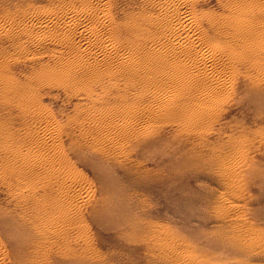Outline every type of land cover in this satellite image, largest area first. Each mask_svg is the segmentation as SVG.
<instances>
[{
    "label": "bare ground",
    "instance_id": "obj_1",
    "mask_svg": "<svg viewBox=\"0 0 264 264\" xmlns=\"http://www.w3.org/2000/svg\"><path fill=\"white\" fill-rule=\"evenodd\" d=\"M96 1L97 5L93 7L71 5L69 9L58 12L60 14L55 13L56 18H54V28L52 29H48L46 24L47 29L44 27L41 31L39 27L36 30L34 25H22L23 22H12V24L9 23V26L5 24L7 27L0 25V35L3 34L6 39L12 41L13 52H16L19 57L25 55L32 59L39 58L44 50L48 49L50 53H54L51 65L40 61L36 67L31 66L28 72L24 71L23 74L17 75L14 66H12L13 59L11 58L13 56L4 57V51L7 50L0 51V186L7 196V200L3 204L0 203V264H98L94 262L95 260L91 261V256L97 254L93 247V238L86 230L89 229V227L86 228L88 219L91 223L101 222L107 227L117 230L124 238L127 236L142 241L146 240L143 244L145 243L151 252H154V247H156L158 256L165 257L166 260L168 257L170 258L172 256L170 252L175 250H172L168 233H165L164 230L157 231L150 224L152 222L142 221L133 214L122 215L124 212L123 203L115 191L118 185H114L115 182H109L110 169L113 162L118 159L119 148L122 147L121 142L125 140L131 141L133 144L145 139L146 132H149L151 128L148 127L149 130H146L144 129L146 125L143 129L141 124L138 126L143 117L150 120L156 119L162 114L163 117L164 115L170 118L175 117L179 122L189 118L187 116L197 120L209 119L211 114L216 112V109L212 108L216 106L214 102L221 94L233 93L234 97L240 94L236 96L238 100L243 98L253 103L247 84L258 87L260 83H264V72L260 69L262 65L264 66L262 64L264 63V3L261 0H221V3L223 1V11L219 10L221 12L199 9L198 0H146L153 8L154 13L139 12L140 20L132 19V17L129 29H123L112 15L114 10L112 9V12L108 9L109 6L105 7V4H111L112 0ZM85 2L91 3L89 0ZM86 14L89 17H86L87 20L89 19L88 22H84L85 20L82 18ZM52 15L54 16V14H48L47 17L52 20ZM42 17L41 15V18L38 17L37 20L40 25L46 23ZM129 20L125 22L128 23ZM126 23H122V25L124 26ZM152 25L155 31L152 30ZM122 30L125 33H122ZM124 34H130L133 37L124 39L125 43L122 44L123 41L120 42L119 39ZM141 35L144 38L138 41V37ZM44 40L52 41L53 45L51 47L46 45L48 49H42L45 45L42 42ZM29 43L37 44L43 51L35 49L30 51ZM15 57L17 58V56ZM111 71L137 76L142 81L143 79L144 81L151 80L157 76V83L160 80L165 84L166 82L171 83V86L174 83H179L181 86L180 89L175 86L174 88L178 90L173 88L172 93L170 91L169 93H157L158 89H154L156 94L152 93L151 103L156 104V108L153 105L154 107L151 106V108L149 106L148 108L139 107L132 111L116 107V105L110 107L107 106L109 104L107 103L105 105L109 108H99L100 104L97 108L93 109L92 107L93 112H90V109H85L83 117H80L79 121L82 123L92 118V125L90 127L86 124L88 126L86 128L82 126L84 128L78 129V134L81 137L83 134L92 136V139L85 140V143L88 149L92 148L100 155L99 160L94 163L84 152V146L80 140L72 136L71 130L65 131L67 146L65 145L66 141L61 138L62 128L60 129V126L57 125L58 122L54 123L55 118L53 119L49 115L50 113H46L44 109L46 105L42 103L40 87L45 80L54 79L55 81L58 79L68 87L74 88L73 86L82 85L87 81L98 80L104 72L111 73ZM240 75H242V80L247 79L242 87L238 83ZM108 77L110 78V76ZM114 81L116 82V80ZM153 81H150L152 85ZM50 82L52 83V80ZM133 82L135 83V81ZM63 84L61 85L63 86ZM181 88L187 89L186 92ZM159 89L161 90V88ZM188 89L192 91L188 92ZM86 91L85 89V94L89 95ZM90 99L95 100L94 96ZM125 104V106L128 105V103ZM70 117L73 118L72 115ZM161 117L159 116V120ZM185 117L187 118L185 119ZM214 121L216 122V120ZM198 123L197 127H200L199 124L202 122ZM150 125L152 126V124ZM194 128L196 127L194 126ZM204 128L206 127L204 126ZM190 131L192 133V130ZM178 133L175 131V134ZM185 136L184 138H186ZM196 141L198 142V140ZM122 145L124 146V144ZM221 147L223 148V146ZM240 154L243 156L241 151ZM232 156L236 160L239 154ZM238 158L241 159V157ZM75 159L94 169L95 176L100 182L104 194L98 198L94 197L91 200L93 203L88 202L87 199L85 201L84 197L88 194L82 195L87 184H84L85 179L78 174L79 169L77 171V168H74ZM236 161L234 163L225 161L222 163L221 169L230 176L238 174L240 171L235 170L236 164H238ZM242 177L243 175L240 178L243 179ZM86 179L89 178L86 177ZM230 179L225 178L227 182ZM222 180L224 181V179ZM234 182L232 181V184ZM134 183L144 182L136 178ZM93 190L90 189L91 192ZM227 199L228 196L223 197L219 204L221 205V202L227 204L225 203ZM225 214H229L227 217L232 218L234 226L239 225V222L242 221L241 217H238L239 215L232 216L234 214L228 212ZM148 251L150 252V250Z\"/></svg>",
    "mask_w": 264,
    "mask_h": 264
},
{
    "label": "rangeland",
    "instance_id": "obj_2",
    "mask_svg": "<svg viewBox=\"0 0 264 264\" xmlns=\"http://www.w3.org/2000/svg\"><path fill=\"white\" fill-rule=\"evenodd\" d=\"M70 1L71 0H0V25L9 26L10 24H12V22H23L22 25H34L36 30L39 29V27V30L43 29L44 27V29H52L54 28V18H56L55 13L69 9L71 5L75 7H80V5H89L88 7H93L97 5L96 0H89V2L91 3L85 2H88V0H72L71 2L73 3H71ZM261 1L264 3V0ZM222 3L221 0H198V8L202 10H213L215 12H218L220 9L221 11H223ZM111 4H105V7L109 6L108 9L110 11L112 9L114 10V12L112 10V12L114 13H112V15H114L113 17L115 20H118L123 29L130 28V21H132V19L135 18L140 20L139 12L146 11L154 13L153 8L148 2H146V0H112ZM48 14H54V16H51V19L53 21L47 17ZM41 15L43 16L42 19H45L46 21V23H43L45 25H40L39 23H37L38 17L41 18ZM46 17L48 21L46 20ZM86 17L89 18L87 14L82 16V18H84L85 20L84 22H88L89 20H87ZM121 20H123V22H121ZM128 20L129 24L126 23ZM122 23H126V25L124 24L123 26ZM46 24L48 25V27L46 26ZM154 29L155 28L152 25V30L155 31ZM122 33H125L124 30H122ZM3 36V34L0 35V51L2 50L1 52H3V49L7 50L4 51V57L13 56V58H9L13 59L12 66H14V71H16L17 75L23 74L24 71L28 72L31 69V66L36 67L38 63L40 64V61H42V63L44 64L52 63L54 53H50V50L47 48V46L51 47L53 45L52 41H42L43 44H45L44 48L42 49L47 48L48 50H44V52L39 58L35 57L34 59H32L28 56L26 57L25 55H21L20 57L19 55H16L17 53L13 52L12 41L8 38L6 39L5 36ZM121 37L122 38H120L119 40H121L120 42L123 41V44L125 43L124 39H131L133 36H131L130 34H124ZM143 38L144 36L141 35L140 37H138V41L143 40ZM40 48L41 47L37 44L29 43L30 51H32L33 49L40 51L42 50ZM15 56H17V58ZM263 68L264 66L262 65V68H260L262 72H264ZM17 70H19L20 72H17ZM113 73L115 72H104L100 76V79L98 78L100 82L97 79L90 81L91 83L87 81L84 83L85 85H76L73 86L74 88H72V86L68 87L58 79L55 80L56 82L54 81V79H51L52 83L50 82L51 80H48L49 83L47 80H45L42 86L40 87V91L42 93V103L46 105L44 106V109L46 113H50L49 115L52 116L53 119L55 118L54 123L57 124L58 122L57 125L60 126V129L62 128L61 138L66 141L65 145L67 146V137L65 135V131L71 130V132H73L72 136H75L78 140H80V142L84 146V152L94 163L99 160L98 158H100V155L97 153L96 150L92 148L88 149L85 143V140H91L92 136L83 134L81 137V135L78 134L79 130H82V128H86L87 125L91 127L92 125V118L82 122L83 125L79 121V119L83 117V112L85 109H90L89 111L93 112V109L99 107L100 104L101 107L99 108H109L107 106L115 107L116 105V107H122L125 110L128 109L132 111L134 108H148V106L151 108V106L154 107L153 105H155L154 108H156L157 105L151 103V98L153 94H156V91L154 89H158L157 93H169V91L171 92L175 86L176 88L178 87V89H180L181 86V84L179 86V83H174L175 85L172 83L174 86H171V83L169 84V82H166L165 84L160 80L158 82L160 84H158L157 76H155L156 78H152L155 81H153L152 79H145L146 81H144L143 79L142 81L137 76L134 77L133 75H128L124 72H117L115 74ZM108 76H110V78ZM122 77L126 79H123ZM104 80L108 82L106 83ZM114 80H116V82ZM131 80L135 81V83ZM150 81H153V85ZM245 81L242 80V75L238 77V83L240 84V87L243 86V83ZM148 82L150 83L148 84ZM61 84H63V86ZM93 84L96 85L94 86ZM263 84V82L260 83L258 87H256L255 85L247 84L248 90L251 93L250 95L252 97L251 99L253 103H251L250 100L248 101L247 99L243 98L241 100H238V97L236 96H239L240 94L235 95V97L233 93H230L229 95L225 93L221 94L220 96H218V100L216 101L217 103L219 102V105L214 102V105L218 107L213 106L214 108H212L213 110L216 109V112L219 109V112H217V114L216 112L214 114L212 113V116L209 117L210 120L208 118L198 119L200 122H202H199L200 124L198 123L197 119H194V117L191 116H187L189 118L185 117V119H187H184L185 121H183L182 119L180 120L181 122H179L178 119H175V117H171L173 120L165 115L163 117L162 114L159 115L162 116L160 120L159 116H157L156 119L150 120L149 118L145 117L140 119L141 123L139 122L138 126L141 124V128L143 129V127L146 125L144 129L149 130V128H151L153 130L150 129L149 132L147 131L145 134V139L141 140L140 142H136L133 144L131 141L125 140L123 141L124 143L121 142V148H123V150L119 148L117 156L118 159L113 162L114 164L112 163L113 165L110 169L111 175L109 182L112 181V183L115 182L114 185H118V188L117 190L115 189V191L117 193V196L123 203L122 206L124 212L122 215L133 214L139 217L142 221L147 220L149 222H152L150 224L157 231L160 232V230H164L165 233L170 234H167V236L169 237L168 240H171L169 242L172 245V250H175L176 252H170L172 256H170V258L168 257L166 260L165 257L158 256V249L156 247H154V252H151V249L148 248L145 243L143 244V242H145L146 240L142 241L140 239L138 240L127 236L124 238L117 232V230L115 231V229H111L101 222H97V224L91 223V221L88 219L86 220L88 221L86 222V228L89 227V229L86 230L88 234L93 238V247L97 254V257L91 256V261L95 260L94 262H97L98 264H264ZM159 85L160 87H158ZM159 88H161V90ZM176 88L174 89L178 90ZM81 89L83 90L80 91ZM85 89L87 90L86 93H89V95L85 94ZM90 89H93L94 91H91ZM181 89H183L184 92H186L185 90H187L185 88ZM191 89L195 91L193 88ZM191 89H188V92H191ZM98 93L102 94L99 95ZM93 96L95 98V100L93 99L94 101L90 99L93 98ZM125 103H128V105L125 106ZM105 104H107V106ZM122 104L124 105L122 106ZM71 115L73 116V118L70 117ZM69 117L71 120L69 119L68 121ZM216 117L217 119H215ZM163 119H165L166 121ZM212 119L216 120V122ZM142 120L144 122V125ZM153 120L156 121L154 122ZM158 120L159 122H157ZM202 120H205L207 123L205 121L203 122ZM147 122L152 124V126L156 128H153ZM156 122L159 126L156 125ZM186 122L188 123L186 124ZM197 123L199 124V126H201L197 127ZM160 125L165 128H161L162 126L160 127ZM184 125L189 127V129H187V127L184 128ZM192 126L193 128L194 126L196 128L193 129ZM204 126L206 128H204ZM190 130H192V133ZM175 131L176 133H179L175 134ZM199 131H201V135L199 134ZM46 135L49 136L48 134ZM185 135H187L188 137ZM184 136L186 138H184ZM204 139H207L205 140L206 142L204 141ZM196 140H198V142ZM203 141L205 142V144ZM126 142L127 145H125ZM182 142L184 143V145ZM210 142L213 143L211 144ZM219 143H221L222 145ZM122 144H124V146ZM212 146L214 147L212 148ZM221 146H223V148ZM242 146L244 147V149H241L243 148ZM208 148L211 150H209ZM236 149H238L239 151H237ZM240 151L241 153H243V156H241ZM235 154L236 156L239 154V156L236 157V160L238 157H241L243 162L241 159L239 160V158L238 161L234 160L235 157H233L232 155L235 156ZM137 155H139L140 157ZM219 157H221L222 160H220L221 158ZM75 161L76 164L74 168H77V171L79 169L80 172L78 171V174L86 180H84V184L88 185L85 186L83 184L86 187L85 189L88 188L87 190L89 191L84 189L82 195H90L89 197H84L85 201L89 200L88 202H90L91 200H93L94 197H101L104 193L101 190L99 180L95 176L94 169L90 168L86 164L79 162L76 159ZM143 161L144 163H142ZM225 161L226 163H234V161H236V163L238 164L235 163L237 165L235 170H238L241 173H236L238 176L236 174L234 176L232 174L231 176L230 174L228 175L227 172L221 169L222 163H224ZM250 162L252 163L251 165ZM221 170H223L224 172ZM242 172H245L247 174ZM240 174L241 176L243 175V179L240 178ZM86 177L89 179H86ZM232 177L239 178L233 179ZM136 178L142 180V182L144 183H134ZM225 178L227 180L231 178V181L229 180L227 182ZM222 179H224V181ZM232 181L234 182L233 184ZM224 182L226 183V185ZM90 189L94 190L91 192ZM231 190H233L232 193ZM227 196L228 199L225 201V203L227 204L221 202V205L223 206L222 207L219 203L223 197ZM6 200V193L2 190L0 186V203L3 204ZM90 203H93V201H91ZM231 206L232 209L230 210ZM227 212L234 214L232 216L239 215L238 217H241L240 219L242 221L239 222V225L237 224L236 226H234V224L232 223V218L229 219L227 217V215L229 214H225ZM158 221H161L162 224ZM148 250H150V252Z\"/></svg>",
    "mask_w": 264,
    "mask_h": 264
}]
</instances>
